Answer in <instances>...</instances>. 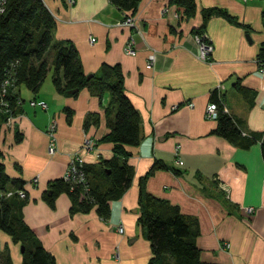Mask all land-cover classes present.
Returning a JSON list of instances; mask_svg holds the SVG:
<instances>
[{
  "label": "crops",
  "instance_id": "1",
  "mask_svg": "<svg viewBox=\"0 0 264 264\" xmlns=\"http://www.w3.org/2000/svg\"><path fill=\"white\" fill-rule=\"evenodd\" d=\"M43 1L56 21V43L74 45L86 75H98L104 64L119 65L125 92L141 116V144L129 148L132 184L110 202L111 216L104 220L96 207L72 212L67 192L56 195L55 207L46 198L75 155L98 171L101 159L114 157L113 144L104 140L110 94L101 100L85 88L71 96L54 83L38 93L17 90L24 104L13 128L1 127L0 151L7 174L25 183L28 198L17 199L19 212L57 264H150L151 242L139 222L143 183L148 194L197 219L204 262L264 264L261 142L243 148L216 134L218 121L207 118L222 84L226 108L242 132L264 136V73L257 61L264 56V0H196L190 18L170 0H141L135 27L122 25L125 15L111 0H77L73 6L68 0ZM208 9L232 19L216 12L205 21ZM202 26L214 45L210 63L198 58L194 30ZM132 38L136 56L126 52ZM151 53L156 61L149 70ZM32 100L49 109L31 107ZM52 120L58 125L54 155L47 135ZM87 139L97 143L94 151L83 148ZM156 162L168 168L150 174ZM248 207L255 213L247 214ZM0 241L1 250L15 245L1 230Z\"/></svg>",
  "mask_w": 264,
  "mask_h": 264
},
{
  "label": "trees",
  "instance_id": "2",
  "mask_svg": "<svg viewBox=\"0 0 264 264\" xmlns=\"http://www.w3.org/2000/svg\"><path fill=\"white\" fill-rule=\"evenodd\" d=\"M111 2L126 17H134L138 13L141 0ZM170 4L183 8L184 14L189 18L194 17L197 11L196 0H170ZM216 12L232 19L223 10L208 9L204 11L205 21ZM55 28V18L43 0H9L6 12L0 15V92L7 74L13 72L17 83L15 93L11 91V97L15 102L21 98L17 91L21 85H25L33 93H38L51 71L47 55L54 49L53 83L58 92L74 96L89 88L101 100L106 92L110 94V104L106 109L110 132L104 140L113 144L114 157L110 160L101 159L99 171L96 166L87 164L84 167L86 183L68 182L64 178L53 181L46 198L55 207L56 195L67 192L72 198V212H88L96 207L97 213L104 220H108L111 216L110 202L120 198L131 186L134 178V168L129 164L132 156L129 148L141 144V116L125 92L121 67L104 64L99 76L86 75L74 45L70 42L56 43ZM204 33V26L194 30L196 35ZM76 89L79 92L70 94ZM241 92L247 94L246 88L241 87ZM214 95L213 103L219 104L215 133L243 148L261 142L264 159V136L245 135L238 122L229 112L224 111L216 92ZM21 107L15 109V115L20 114ZM89 123L87 120L85 126L88 127ZM167 168L163 162H156L150 174ZM24 185L22 180H12L7 174L0 151V230L25 249L23 264H57L55 256L45 249L19 212L17 199L20 198L16 192L24 189ZM11 191L14 194L8 197L7 194ZM139 204V222L152 247L153 257L150 264H211L202 260L201 249L196 244V237L200 234L197 219L185 216L177 206L148 194L144 183ZM0 264H12L7 246L0 250Z\"/></svg>",
  "mask_w": 264,
  "mask_h": 264
},
{
  "label": "built area",
  "instance_id": "3",
  "mask_svg": "<svg viewBox=\"0 0 264 264\" xmlns=\"http://www.w3.org/2000/svg\"><path fill=\"white\" fill-rule=\"evenodd\" d=\"M9 0H0V15L4 14L7 10ZM77 0H68V4L70 6L75 5ZM123 26L128 27H135V20L134 17H126L122 21ZM195 40L199 46L198 51V58L201 61L204 62H212V55L214 52V45L209 40L206 33L202 35H196ZM126 52L127 54L131 56L137 55V48H136V42L135 39L132 38L131 41L126 46ZM156 61V53H151L148 57L146 68L151 70L154 67ZM260 65V71L264 73V58L257 60ZM16 83L17 79L15 78V74L13 72H10L7 74V77L4 79L2 83V88L0 92V126L6 127V128H13L14 122L17 118V115H15V109L19 106H23L24 101L21 98H18L16 102L11 97V91L15 93L16 90ZM224 85L220 84L217 86L215 91L218 94V99L220 102V105L223 106V109L225 112L228 113V110L226 108V105L223 100V92H224ZM12 93V95H13ZM30 106L33 108H40L42 110L47 111L49 109L48 104L46 102H40L37 100L30 101ZM190 107H194L193 103L189 104ZM219 117V104L218 103H211L207 108V118L211 120H217ZM57 122L55 120H52L48 127H47V135L49 137V153L54 155L58 151V140H57ZM97 147V143L92 139H87L85 141V144L83 148L87 152L94 151ZM87 165L86 161L81 155H75L69 164V168L67 173L63 176V178L70 182H76V183H86L87 181V174L84 170V167ZM218 179V178H217ZM38 179H34L33 183H37ZM16 193H18L20 199H27L28 194L27 191L24 189L18 190ZM14 194V192H8L7 196L10 197ZM256 209L254 207H248L245 209V212L249 215L254 214ZM119 233H125V228L123 226L119 227ZM225 248H230V243H225ZM0 250H1V241H0ZM117 253V257H118Z\"/></svg>",
  "mask_w": 264,
  "mask_h": 264
},
{
  "label": "rangeland",
  "instance_id": "4",
  "mask_svg": "<svg viewBox=\"0 0 264 264\" xmlns=\"http://www.w3.org/2000/svg\"><path fill=\"white\" fill-rule=\"evenodd\" d=\"M54 58H55V50L54 49H51L48 52V55H47V59L50 61V65H51V71L49 72V74H48L45 82L42 85L43 89H45L48 86L52 87L51 85H53V79H54V76H55ZM97 76H99V75H97ZM19 89H21L23 91L24 95L25 94L27 95V93H29V91H31L25 85H21L18 88V90ZM3 244L5 245L4 242H3ZM22 248L23 247H22V245L20 243H17L15 245H12V247H9L10 258H11L12 264H23Z\"/></svg>",
  "mask_w": 264,
  "mask_h": 264
},
{
  "label": "water",
  "instance_id": "5",
  "mask_svg": "<svg viewBox=\"0 0 264 264\" xmlns=\"http://www.w3.org/2000/svg\"><path fill=\"white\" fill-rule=\"evenodd\" d=\"M88 79H90V77H88ZM77 92H79V89H76L74 91H71L70 94H74V93H77ZM24 252H25V249L22 248V253H24Z\"/></svg>",
  "mask_w": 264,
  "mask_h": 264
}]
</instances>
